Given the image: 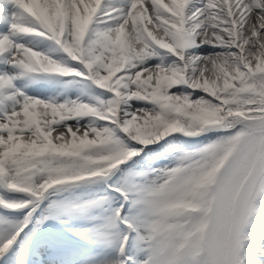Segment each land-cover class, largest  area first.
Here are the masks:
<instances>
[{"label": "snow or ice", "instance_id": "snow-or-ice-1", "mask_svg": "<svg viewBox=\"0 0 264 264\" xmlns=\"http://www.w3.org/2000/svg\"><path fill=\"white\" fill-rule=\"evenodd\" d=\"M0 264H264V0H0Z\"/></svg>", "mask_w": 264, "mask_h": 264}]
</instances>
